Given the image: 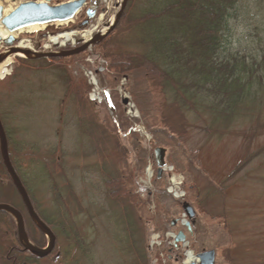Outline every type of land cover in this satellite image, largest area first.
I'll return each mask as SVG.
<instances>
[{"label":"rangeland","instance_id":"obj_1","mask_svg":"<svg viewBox=\"0 0 264 264\" xmlns=\"http://www.w3.org/2000/svg\"><path fill=\"white\" fill-rule=\"evenodd\" d=\"M34 1L40 0H0V5L14 10ZM70 1L48 2L58 6ZM123 1L100 0L96 18L83 29L84 10L68 24L47 26L21 35L19 40L27 41L35 52L56 53L63 47L52 45L50 38L74 33V43L65 46L72 50L105 29ZM237 3L223 41L229 55H238L255 70L256 84L251 101L230 119L211 113L210 100H197L196 96L193 103L198 108L183 111L180 127L179 121L173 120L175 112L165 108L167 102L164 104L158 84L147 73L128 77L109 71L107 54H144L150 49L142 39L143 31L129 29L123 16L103 43L80 56L31 63L12 58L9 75H0V117L11 159L30 188L39 213L66 226L65 232L61 228L54 231L57 243L53 254L31 264H183L186 252L197 255L206 250L216 251V264H264V0ZM149 6L137 0L129 17L142 14ZM91 32L88 40L83 39ZM7 48L0 41V55ZM103 90L112 94L109 103H93L90 96ZM134 93L141 97L139 101ZM115 123L125 127L117 128ZM158 148L164 149L172 172L157 182L155 175L149 178L147 168L155 162ZM174 172L180 176L178 182H184L186 202L196 212L186 248L171 247L167 237L173 231L170 223L182 216L180 207L174 205L175 197L169 194ZM130 176L131 187L145 203L137 210L123 198H109L107 182L118 177L126 182ZM4 180L7 184L6 176ZM149 186L150 197L145 190ZM68 187L72 196L65 195ZM197 188L202 191L199 196ZM159 193H164L160 206L171 209L168 217L158 213ZM63 197L67 205L61 202ZM1 200L20 205L26 215L12 191L0 194ZM25 218L36 246L45 248L48 239L39 231L35 234L29 217ZM74 231L85 240L83 244L77 245ZM7 232L15 235L16 225L0 233L5 245L13 242Z\"/></svg>","mask_w":264,"mask_h":264},{"label":"trees","instance_id":"obj_2","mask_svg":"<svg viewBox=\"0 0 264 264\" xmlns=\"http://www.w3.org/2000/svg\"><path fill=\"white\" fill-rule=\"evenodd\" d=\"M136 1L129 0L122 20L129 29L143 31L142 39L150 49L144 54H107L109 71L128 77L138 72L147 73V77L157 83L161 94H164L165 108L175 112L174 122L185 119L183 111H196L198 106L193 103L196 96L197 100L200 97L210 100L207 106L214 115L222 114L227 119L237 116L245 103L251 101L256 84L255 70L251 71L250 65L241 61L238 55H229L231 53L223 41L231 12L238 5V0H144L150 6L131 19L128 11L135 8ZM134 97L136 101L141 99L136 93ZM122 119L120 116L121 122ZM182 123L179 121L180 127ZM115 126L125 127L116 123ZM177 133L183 134L181 131ZM132 181V176L127 177L126 182L121 177L113 178L107 182V187L112 201L123 198L133 210H137L145 203L135 194ZM196 192L199 196L202 191L197 188ZM72 194V188L68 187L65 195ZM158 195V213L164 217L172 215L171 209L160 206L164 193ZM61 200L64 202V197ZM69 202L77 206L75 200L70 199ZM174 205L180 207L177 202ZM41 218L53 232L58 231L57 228L66 231L63 222L49 221L43 213ZM10 222L8 229L11 231L14 223ZM72 236L77 239V245L85 241L79 239L75 231ZM23 262L20 258V264ZM26 263L31 264L29 260Z\"/></svg>","mask_w":264,"mask_h":264},{"label":"water","instance_id":"obj_3","mask_svg":"<svg viewBox=\"0 0 264 264\" xmlns=\"http://www.w3.org/2000/svg\"><path fill=\"white\" fill-rule=\"evenodd\" d=\"M87 0L71 1L60 6L52 7L46 3L29 2L21 4L12 13L4 16V8L0 6V23L2 26L10 33H16L22 29H25L34 25H51L55 23H68L72 21L76 15L82 10ZM128 0L119 5L120 11L117 14L116 21L112 25L107 26V30L102 33H97L90 41L84 43L81 47L70 51H63L59 53H35L30 50H20L18 48H13L16 43L14 37H10L5 41V44L11 49L4 55L0 56V65L4 63L9 56H12L19 51L25 55L27 59H54V58H68L73 56H78L85 53L93 46L104 41L117 27L120 19L122 18ZM97 4V2H96ZM93 13V15L91 14ZM95 11H89V20L81 25V29L89 25V21L94 18ZM0 152L3 158L4 165L6 167L7 173L11 178L17 192L19 193L22 202L24 203L27 212L35 223V225L40 229V231L48 238V245L45 249H41L30 242L25 229V223L22 215L19 211L7 205H0V213H6L10 215L17 227V235L21 246L25 251L29 252L38 259H43L48 257L54 250L56 245V237L51 229L38 217L31 200L28 196L26 189L24 188L20 178L15 172L9 157L8 141L5 133V129L0 120ZM156 165L159 168L158 176H161V168L164 167V151L162 149H157L155 151ZM184 211L187 213L190 219L194 218L195 212L190 206H185ZM186 237L183 233L178 236V243H184ZM201 264H215L216 253L215 251L205 252L198 256Z\"/></svg>","mask_w":264,"mask_h":264},{"label":"bare ground","instance_id":"obj_4","mask_svg":"<svg viewBox=\"0 0 264 264\" xmlns=\"http://www.w3.org/2000/svg\"><path fill=\"white\" fill-rule=\"evenodd\" d=\"M7 1V0H6ZM44 0H40L39 2H43ZM46 1H48V0H46ZM71 1H75V0H71ZM121 2V1H120ZM119 2V5L121 4ZM118 5V6H119ZM13 11V7L11 6V7H9L8 9H5V15H8L10 12H12ZM116 17H117V15L115 16V13H114V15H113V17L111 18V20L109 21V23H108V25H112L115 21H116ZM59 25H61L60 23H58ZM46 28V26H40V25H34V26H30V27H28V28H25V29H22V30H20V31H18V32H16V33H13V34H10L3 26H2V24L0 23V41L3 43V42H5L10 36H13V37H15L16 39H19V37L21 36V35H23V34H33V33H36V32H39V31H41V30H44ZM107 29L105 28V29H103L102 30V33H104L105 31H106ZM93 33L91 32V33H88L87 34V36H83V39H85V40H88L89 38H90V36L92 35ZM74 33H67V34H60V35H58V36H55V37H51L50 38V43L52 44V45H59V46H61V47H65V46H67L68 44H73L74 43ZM31 48V46L29 45V43L27 42V41H20V43H19V48L18 49H25V50H29ZM23 56H24V54L23 53H21L20 51L18 52V53H16V54H14V55H12V57L11 56H9L8 57V59L2 64V65H0V75L2 76V77H6V76H8L9 75V71H8V68H9V66L11 65V63H12V58H16V57H18V58H23ZM13 193L14 194H17V192L16 191H13ZM6 201V200H5ZM4 205H7V206H10V207H12V208H14L15 210H17V211H19L20 212V210H18V209H16V207L15 206H13L12 204H8V203H6V204H4ZM24 209H25V211H26V215L25 216H28L29 217V221L32 223L31 225H30V229L32 230V231H35V232H37V231H39L42 235H44L41 231H40V229L35 225V223L32 221V219L30 218V216H29V214H28V212H27V209L24 207ZM34 210H35V212H36V214L38 215V217L41 219V214L39 213V211L36 209V208H34ZM3 215H6V216H8V217H10V218H12L10 215H8V214H6V213H2ZM20 214L22 215V217H23V220H24V223H27V227H29L28 225V223L29 222H27V220H26V218H24L25 216H23L24 214H22V212H20ZM5 226H9L8 224H5ZM8 230H10V229H8ZM194 262H196L197 263V257L196 256H194L193 254H191V253H189L188 255H187V259H186V263L185 264H190V263H194Z\"/></svg>","mask_w":264,"mask_h":264},{"label":"flooded vegetation","instance_id":"obj_5","mask_svg":"<svg viewBox=\"0 0 264 264\" xmlns=\"http://www.w3.org/2000/svg\"><path fill=\"white\" fill-rule=\"evenodd\" d=\"M92 4H93L92 1H89L87 6H86V8L84 9V13H85L86 17H87V14H86L87 10L90 7H92ZM95 11H96V9H95ZM98 11H99V8H98V5H97V12ZM84 22H85V20H84ZM8 145H9V149H10L11 147H10V144H9V139H8ZM11 162H12L13 168L16 170L17 174L20 175L19 174V170H18L17 166H15V162L13 161V159H11ZM5 176L7 177V180H8L7 184H5V180H4ZM25 186L27 187L26 184H25ZM6 190L8 192L12 191V193H13V191H16L14 189L12 181L10 180L9 176L6 173L5 165H4L3 158H2V155H1V152H0V194H4ZM17 196H18V201L20 203V197H19L18 194H17ZM31 201L33 202V200H31ZM6 203L12 204L11 202H8V201H5V200H1L0 201V205H4ZM12 205L15 206L14 204H12ZM33 205H34V202H33ZM15 207H16V209L20 210V205H16ZM34 207H35V205H34ZM20 212H21V210H20ZM11 220L12 219L10 217L0 213V233L4 232L5 228L8 229V227H10V225H11L10 221ZM5 224H8L9 226H5ZM25 226H26L27 234L29 236L30 241L33 244H35L34 240L31 238V234L28 232L27 223H25ZM7 233L8 234H12L10 232H7ZM34 233L36 234L35 231H34ZM9 236L13 237V242H11V243H9L7 245H5L4 242L0 240V264H4L5 263V261H4L5 259L8 260L7 261L8 264H20V258H21V260L22 259L24 260L23 264H27L26 260H29L30 262L35 260V258L33 256H31L28 252L23 250L22 246L20 245V241H19V237L17 235V232L15 233V235L12 234V235H9ZM6 249L8 250L7 251V256H5V254H4V250H6Z\"/></svg>","mask_w":264,"mask_h":264}]
</instances>
